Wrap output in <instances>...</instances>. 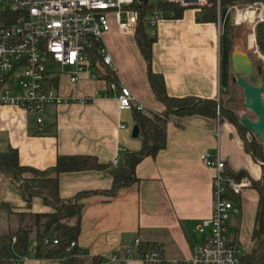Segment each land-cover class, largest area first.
Masks as SVG:
<instances>
[{"label":"crops","instance_id":"obj_1","mask_svg":"<svg viewBox=\"0 0 264 264\" xmlns=\"http://www.w3.org/2000/svg\"><path fill=\"white\" fill-rule=\"evenodd\" d=\"M197 17V10L184 9L181 19L157 23L155 34H150L155 38L152 72L162 77L169 97L216 102L230 78L225 66H219L216 24L198 21ZM100 43L112 57L111 73L117 89L103 78L92 79L88 74H83L77 85H69L67 77L62 76L64 80L60 78L57 85L62 95L76 94L89 101L48 107L40 125L34 115L0 105V152L16 149L20 165L44 170L53 167L58 156H92L102 164H115L121 155L141 150L140 136L132 137L136 113L119 110L118 88L125 86L131 91L135 102L144 108L140 115L160 114L165 107L148 80L147 64L134 34H122L114 26ZM7 86L12 95L21 93L17 85ZM169 119L165 148L155 157L142 160L135 168L138 181L121 188L113 198L101 193L112 187V177L106 171L59 175L62 199L96 192L82 200L76 245L84 256L100 257L101 264H142L127 253L138 239L142 244L155 245L168 258H190L194 247L204 239L197 227L212 212L213 171L200 161L206 152H218L227 173L243 172L250 180L261 179V164L245 151L232 123L196 114L171 115ZM257 202L258 194L251 187L234 201L238 212L230 216L228 236L242 257L251 250ZM2 203L14 211L26 207L14 184L0 176ZM31 211L44 213L50 209L40 198H33ZM0 212V220L6 218L4 210ZM29 254L26 261L17 255L14 259L19 264H65L64 258L38 259L33 252ZM113 256L118 260L110 261Z\"/></svg>","mask_w":264,"mask_h":264},{"label":"built area","instance_id":"obj_2","mask_svg":"<svg viewBox=\"0 0 264 264\" xmlns=\"http://www.w3.org/2000/svg\"><path fill=\"white\" fill-rule=\"evenodd\" d=\"M224 0H0V105L22 109L42 123V114L51 106L86 103L78 95L64 96L58 89L60 78L77 85L83 74L100 78L102 66L114 72L112 57L100 41L111 26L112 17L122 34H135L141 16L155 28L163 19L160 6L183 9H214L219 26ZM143 9H147L143 13ZM234 25H248L255 43V27L264 23V0L246 6H232ZM219 35V30H218ZM249 38V37H248ZM255 48L256 43H255ZM255 51V50H254ZM7 85H17L19 95H12ZM117 89L115 81L109 82ZM120 111L143 112L131 91L118 88ZM122 128L124 125L121 126ZM219 135V134H217ZM119 158L115 161V164ZM200 161L213 171L211 216L200 222L197 231L204 236L188 259L164 256L155 245L144 246L138 239L127 251L142 264H243L242 253L231 243L228 223L240 193L251 187V180L232 178L219 153L206 152ZM14 240V239H13ZM57 244V240L53 241ZM71 243L70 247H75ZM33 252V246L28 249ZM23 257L22 261H26ZM118 258L113 256L110 261Z\"/></svg>","mask_w":264,"mask_h":264},{"label":"trees","instance_id":"obj_3","mask_svg":"<svg viewBox=\"0 0 264 264\" xmlns=\"http://www.w3.org/2000/svg\"><path fill=\"white\" fill-rule=\"evenodd\" d=\"M225 1V0H224ZM254 0H251L253 2ZM163 19L179 20L184 9L167 5L160 6ZM147 9H143V13ZM200 14L198 21L215 23V12ZM143 15L138 24L134 38L140 54L147 64L148 80L152 85L158 100L165 110L151 116L136 113V124L142 148L138 152H128L119 158L116 164H102L92 156H58L53 167L39 170L19 163L18 152L10 148L0 152V176L14 184L26 204L25 210L14 211L6 203L0 205L6 218L0 220V264H19L14 256L28 257L29 247L33 244V255L38 259L64 258L65 264H101L100 257L84 256L76 243L80 234V221L83 210L82 200L96 192L78 193L72 198L62 199L59 195V175L68 172L106 171L112 177V187L101 192L113 198L121 188L135 184L138 179L135 174L136 166L145 158L155 157L166 146V125L171 115H200L217 118L216 102L194 98H172L164 91L163 79L152 72V44L155 38L148 31ZM255 39L260 53L264 55V23L255 27ZM100 78L107 82L114 81L113 73L103 68L98 69ZM221 114L232 124L238 122V116L232 113ZM240 120V119H239ZM244 142L245 151L255 162L261 164L262 177L252 180L251 188L258 194V202L251 237V250L242 257L243 264H264V146L258 137L242 128H237ZM248 135L250 138L248 139ZM230 173V174H229ZM232 178L239 180L245 173L233 174ZM33 198H40L49 212L33 213L31 203ZM1 213V212H0ZM14 238V241L11 240ZM57 240V244L53 241ZM146 245L141 248H145Z\"/></svg>","mask_w":264,"mask_h":264},{"label":"rangeland","instance_id":"obj_4","mask_svg":"<svg viewBox=\"0 0 264 264\" xmlns=\"http://www.w3.org/2000/svg\"><path fill=\"white\" fill-rule=\"evenodd\" d=\"M251 3V0H225L223 1V9L220 15V23L218 26L217 23V14L215 12V24L217 29L219 30L218 42L220 45V59L219 66H225L226 73L229 75L230 83L226 86V88L220 93L218 101H216L217 107V118L220 121H228L226 117H224L221 112L225 111V113L229 112L236 116H238V122L242 115H245L252 120L255 118L254 114L248 111L244 107V98L242 90L234 83L235 75L231 71L230 67V55L233 52H239L245 54L250 57L253 61L254 66H262L264 65V61L260 58V56L264 55L260 53L259 47L257 45V41L255 39L256 47L253 45L254 38L252 34V29L248 25H234L233 23V12L231 10L232 6H246ZM183 9V8H180ZM211 9H201L197 10L198 13L203 14L205 12H209ZM196 11V10H195ZM111 28L116 26L115 21L112 17L108 18ZM161 21V20H160ZM176 23V22H174ZM150 34L154 35L156 32V28H151L150 26L147 28ZM217 30V31H218ZM256 35V31H255ZM249 37V38H248ZM255 50V51H254ZM64 78H61V81ZM229 122V121H228ZM231 123V122H230ZM250 138V135L247 137ZM252 182V180H251ZM2 224V223H1Z\"/></svg>","mask_w":264,"mask_h":264},{"label":"water","instance_id":"obj_5","mask_svg":"<svg viewBox=\"0 0 264 264\" xmlns=\"http://www.w3.org/2000/svg\"><path fill=\"white\" fill-rule=\"evenodd\" d=\"M231 70L235 75L234 83L242 90L244 107L254 114L255 118L242 115L239 122L233 123L236 128H242L258 137L264 146V65L253 69V61L249 56L233 52L230 55ZM139 127L132 129V137L137 138Z\"/></svg>","mask_w":264,"mask_h":264},{"label":"flooded vegetation","instance_id":"obj_6","mask_svg":"<svg viewBox=\"0 0 264 264\" xmlns=\"http://www.w3.org/2000/svg\"><path fill=\"white\" fill-rule=\"evenodd\" d=\"M256 67L257 66H254V64H253L254 73H256Z\"/></svg>","mask_w":264,"mask_h":264},{"label":"bare ground","instance_id":"obj_7","mask_svg":"<svg viewBox=\"0 0 264 264\" xmlns=\"http://www.w3.org/2000/svg\"><path fill=\"white\" fill-rule=\"evenodd\" d=\"M254 38V37H253ZM253 45H255V43H253ZM260 58L264 61V57L263 56H260Z\"/></svg>","mask_w":264,"mask_h":264}]
</instances>
